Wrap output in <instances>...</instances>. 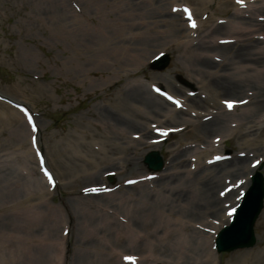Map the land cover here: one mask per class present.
<instances>
[{
  "label": "rangeland",
  "instance_id": "374dc122",
  "mask_svg": "<svg viewBox=\"0 0 264 264\" xmlns=\"http://www.w3.org/2000/svg\"><path fill=\"white\" fill-rule=\"evenodd\" d=\"M135 1H141L140 8L137 5L133 7ZM155 1L0 0V94L10 99L21 101L23 99L36 113V123L39 126L37 142L39 147L45 150V154V147L48 146L67 150L64 142L66 139L73 140L76 135L75 126L81 125L86 134L83 138L79 137L80 140L77 138L75 144H79L81 140L85 142L88 150L94 155L92 161L94 167L90 166V169L93 171L97 169L93 174H88L83 169L85 166H79V171H74L77 169L75 168L74 172L71 171L72 175L68 176V173L50 165L48 161V166L52 168L55 177L58 175L59 181L67 182L61 184L57 182L45 198H39L46 187L38 190L35 184L37 179L32 177V180L23 181L29 176H23L20 172L21 151L29 150L27 130L24 129L23 139L17 137L8 122L11 120L12 123L18 124L19 119L10 117L2 105L12 109L13 107L0 100V209H2L0 217L5 222L0 228H11L14 234L9 241H5L3 253L8 248L15 252L21 247L24 251L29 250L24 264H120V259L112 255V249L136 255L138 257L136 264H155V254L157 258L171 262L180 256L177 251L172 250V245L168 242L177 239V234H171L162 240L163 242L155 241L162 223L157 211L160 209L169 212L171 207L169 199L159 200L160 204H155L152 197L151 193L157 188L160 176L121 188L123 179L144 176L147 171L141 163V156L147 145L144 141L148 138L142 137L132 122L141 120L152 129V125L155 124L159 127L180 126L178 125L180 120L193 118L190 112L181 107L180 117H177L175 112L174 117H171L178 121L167 120L172 105L157 98L149 85L156 84L167 90L170 88L171 91L186 98L190 95L182 87L197 89L199 85L198 89L201 90L202 84L194 78L193 82L196 85L188 86L190 82L192 83L190 76L196 72L198 60L189 57L187 50L199 52L204 58H208V55L215 56L219 52L218 48L209 49L198 43L195 45L176 43V37L186 40L196 36L193 33L185 36L184 29L181 33L174 34L162 24L149 23V19L156 15V11L149 7ZM166 1L161 0L164 3V10L166 8L168 11L169 4ZM206 1L211 4V8L207 9L208 15L213 11L216 21L225 18L240 22V19L247 20L251 17L254 26L248 36L255 38V35L263 30L258 26H264V12L256 15L255 11L247 18L246 11L241 9L236 11L240 12L241 16L233 17L231 11L235 10L231 4L219 2L217 7V0ZM180 2L195 5L197 14L204 9L198 7V1L195 0ZM73 4L79 10L75 9ZM252 4L256 7L261 6L264 5V0H256ZM128 11L132 13L127 15ZM243 15L246 17L243 18ZM133 21L134 24L127 26ZM180 22L186 26L185 20ZM208 32L206 30L197 35L201 37ZM215 35L217 34L212 33L209 39L217 44L213 40ZM238 37L241 40L238 39L237 43L244 42L242 36ZM260 40L259 44L255 41L251 45L252 51L264 48V39ZM99 48L102 50H98ZM160 48L168 51L169 63L164 69H151L147 61L160 51ZM248 66L253 65L248 63ZM244 83L246 84L245 81ZM243 95L236 94L235 98H241ZM225 96L234 95L219 94V97ZM153 98L160 101L163 106L155 109ZM252 99L253 97L244 106L232 112L219 110V114L228 120H221L215 124L205 133L203 139L198 138L192 130H181L154 147L159 148L164 160V169L158 174L170 172L168 175L173 176L171 180H180L183 183L181 189H184L183 192L192 200L191 207L199 199L198 178L193 176V173L198 172L200 175L211 173L213 176L215 172L201 162H198V169L192 168L199 158L203 162L204 157L213 151L229 153L231 156H240V149L247 153L243 157L247 166L243 168L236 169L225 163L217 165L219 171L215 179L218 182L214 185L213 191L219 190L220 193L232 196L240 189L242 179L247 177V167H251L252 159L260 156L264 158V134L255 136V139L251 138L252 134L249 135L251 143L258 148L252 149L243 147L245 145L239 142L237 136L240 133H236V130L232 133L228 128L225 129L232 115L240 122V114L248 109L250 111ZM263 112L264 106L249 117L250 120H254L251 122L252 129L255 123L257 125L261 120ZM204 113L206 111L202 110L198 119L203 121V117L207 115H203ZM17 115L26 128L22 115ZM195 120L191 119L192 122ZM262 125L264 127V123ZM239 126L240 124L237 129ZM228 127L232 128L231 125ZM263 127L257 131H261ZM130 131H137L132 133V136L137 134L139 137L131 138V134L128 133ZM214 134L221 139L216 143L217 146L209 147L208 144ZM90 135H93L94 141ZM149 137L155 136L150 132ZM180 142L184 144L173 150ZM106 147L110 148L107 154L113 156L108 161L114 162L113 164L105 160ZM123 149L122 153H118ZM75 153L70 149V157L73 156L79 161L84 160L75 156ZM179 160L181 164L174 166ZM185 169L193 172L185 177L181 172ZM107 170L114 171L112 183H118L120 186L107 194L80 197L81 188L103 182L105 179L103 173ZM178 170L181 176L179 172L174 174ZM260 171L264 175V163ZM91 175L93 178L87 177ZM235 181H238V185L232 188L231 185ZM19 187H29L31 192H24ZM20 199L31 201L32 210L28 212L22 208L17 209L19 206L13 203ZM226 199H223L225 200L223 206L230 201ZM172 212L176 217L185 215L183 218L192 223L191 228L187 230L190 237L194 236L193 230L196 233L200 231L203 235L205 232L208 234L214 229L212 228L214 224L224 217V211L219 208V204L213 214L203 213L191 219L186 215L188 211L178 210L176 206ZM121 220H125L136 231L146 234L145 241L149 239L151 245H147V241L131 243L127 239L124 241L119 239L118 232L125 230H122V226L127 227ZM224 221L225 219L221 220L222 223ZM256 222L255 220L253 226L255 243L250 246L252 249L261 248L260 241L264 242V233ZM62 226L68 227L67 235H62ZM155 226H158L156 233ZM191 241L192 250L197 254H203V246H197L193 240ZM240 250L243 249L218 253L212 256L211 264H225ZM148 254L149 258H146L145 255ZM179 259L182 261L181 257ZM181 263L186 264L184 261ZM12 264L23 263L19 259L12 261Z\"/></svg>",
  "mask_w": 264,
  "mask_h": 264
},
{
  "label": "bare ground",
  "instance_id": "6f19581e",
  "mask_svg": "<svg viewBox=\"0 0 264 264\" xmlns=\"http://www.w3.org/2000/svg\"><path fill=\"white\" fill-rule=\"evenodd\" d=\"M160 0H158V3H151L150 8L156 11V15L152 18H150L149 23H153L155 25L162 24L164 27H167L170 31L174 32H181L183 30V26L180 23V14L179 13H172L167 12L166 9L164 11V7L162 6L163 3H159ZM198 1L199 5H203L204 8H209V3L206 2V0H195ZM250 2V0H248ZM218 5L220 3L222 4H233V0H217ZM220 2V3H219ZM135 5L139 6V2H134ZM247 3V2H246ZM252 6V4H248L249 6ZM219 7V6H217ZM247 9L249 10L250 16L254 11H257L255 14L261 15L262 12H264V6H253ZM193 15L197 16V14L194 12L195 7H192ZM132 12L128 11L126 12L127 15H130ZM201 14V13H200ZM210 17L203 16L202 20H198V29L204 32L208 28H210L212 25V15H209ZM233 17L240 16V13L233 12ZM249 16V15H247ZM246 17V16H245ZM215 17L213 18V20ZM231 19V18H230ZM251 17L247 20L240 19V22L237 21H230L227 20L223 25L222 24H216L213 27H211L212 33H219L217 34L214 39L217 38H230L231 43L229 44H219L216 45L213 42L210 41L209 37L211 36L210 33H207V35H203L205 39H203V47L213 49L218 48V52L220 56L219 61H214L208 58H204L199 52H194L192 50H187V54L189 57H192L194 59H197V68L196 72L192 74L190 77L193 79L196 78V80L200 81L202 83V87L206 90L208 95H205L208 99L205 98V100L199 99V98H190V104L196 108H205L209 100L213 101L216 100V97L219 98V94H229V95H236L240 91H243L242 89L244 86L249 87V90L253 89L254 91L250 92L249 94L253 95V102L249 109L246 111H243L240 120L241 127H239L236 131V133H240L237 138L239 139V142L244 144L246 147H250L252 149H258L257 146L254 143H251V138L255 139V136H260L264 134V127L261 129V131H257L254 129H250L249 125V117L252 116V114L258 112V110L264 106V55L262 54V51H252L250 48L251 44L255 41L252 37H249L248 34L252 32V26H254V22L251 21ZM148 23V22H147ZM131 24H134V21L127 24V26H130ZM262 27V31H260L259 34H264V26H258ZM242 36V40L244 42L236 45V36ZM178 38V37H177ZM176 38V39H177ZM231 44V46H229ZM227 45V47L225 46ZM97 48V47H96ZM98 50H102V48H99ZM212 58V57H211ZM244 62H249L253 64L254 66L251 67H245ZM228 69H231V71H227ZM249 70L250 72H246ZM235 73L241 74V76L237 77ZM194 76V77H193ZM243 78V79H242ZM243 81L246 82V84H243ZM244 92V91H243ZM157 97V96H156ZM158 98V97H157ZM154 99V98H153ZM222 99V98H221ZM228 99V98H224ZM234 99V98H230ZM155 100V99H154ZM164 102V101H163ZM163 106L160 101L155 100V109L158 107ZM6 112L10 117H14L19 119L18 115L13 109L6 108ZM177 113H180V111H177ZM155 114V110H154ZM152 114V115H154ZM219 120L217 121L216 118H213L208 121L204 122H193V128L192 131L195 135H198L199 138L203 139L205 136V133L212 129V127L217 124ZM117 123V122H116ZM133 125L138 128V131H141L143 133L145 132L144 125L141 120H134ZM9 127L12 129L13 132L16 133L17 136H22L23 128L18 123H12L11 120L8 122ZM237 127V126H236ZM235 127V128H236ZM76 135L72 139H67V142H64L65 148H57L54 146H48L47 152H48V158L50 160V163L53 165H56L59 170L62 169L64 173H68L70 175L71 171L78 167V165L83 166L85 163H79L77 159H74L70 157V148L74 147L76 151L85 153L87 158V161L90 166L91 159L90 158V152L86 148L85 142L82 141L79 144H75V140L79 137L83 138V136L86 134V131L83 129L81 125L75 126ZM136 132V131H131ZM252 134V137L245 136V133ZM94 139L93 135H90ZM243 137V138H241ZM94 141V140H93ZM74 145V146H73ZM76 146V147H75ZM73 149V148H72ZM108 148L104 152L105 160L107 163L113 164L114 162H109L108 159H111V157H108L107 155ZM88 155H87V154ZM91 157H94L92 154ZM31 162V160L29 159ZM225 163V165H232L233 167H236V169H239L240 167H244L245 160L244 158H234L227 161H222L219 163H215L213 165L206 166V168L212 169L214 172V175L212 176L211 173H207L205 175H200L198 172H194L193 176H196L198 178L197 185L199 187V199L198 201L194 202L193 206L191 207V201L190 198H188V195L183 192L184 189H181V185L183 184L180 180H171L173 176L169 175H163L160 176V180L157 184V188L153 190L152 197L155 199V204H160L159 200L166 201L169 199L171 202H169V212H163L162 210H158V216L161 218L162 226H161V232L163 233L160 235L159 239H155V241L164 239L168 237L170 234L174 233L175 231H178V238L177 240H172V250H177L180 253V257H184V262L186 264H190L191 262L195 264H202V263H209V260L206 258L208 254H197L192 250L191 247V240L194 241V243L199 245H205L207 244L205 241L210 240L211 236L205 240L204 235L200 232L193 230L194 236L190 237L189 234H187V231L185 234L182 233V231L186 228H188L191 223H189V220L182 221L179 217H172V210L174 209V206H176V209L182 210V211H188L186 215H189L188 217H199L203 213L204 214H213L218 209V204L220 203V200L215 196V193L213 191L214 185L218 182L215 177L216 173L219 171L217 168L219 164ZM181 164V160L176 162L174 166H179ZM94 167V166H92ZM212 167V168H211ZM29 172H33L32 166L29 165ZM87 173H93L94 171L91 169L86 168ZM179 171H176L174 174L178 173ZM179 174V173H178ZM180 175V174H179ZM264 178V177H263ZM246 184V182H245ZM264 184V180H263ZM24 192H31L29 187H19ZM44 194V193H43ZM17 204L22 205L23 207L26 206L27 208H31L30 204L25 203L23 200H17ZM173 206H172V204ZM232 204H230L231 206ZM182 217H186L185 215ZM176 225L174 228H169V225ZM258 227L262 229L264 233V198H263V206L259 213V220H258ZM191 228V227H189ZM217 228V227H216ZM128 234L131 235V237L138 236L137 232L132 229V227H129L127 229ZM155 232H157V228H155ZM129 235V236H130ZM14 236L13 231L11 228L1 229L0 228V264H12V261L19 260L24 264L25 257L30 253L29 250L24 251V248H20L19 251H11L10 248L7 249L5 253V241H9ZM128 236V237H129ZM203 236V239H202ZM17 236H15L16 238ZM3 238V239H2ZM118 238L122 239L123 235L122 233H118ZM161 238V239H160ZM261 248L259 249H244L240 252L236 253L232 260L229 262H226L225 264H264V242L260 241ZM208 248V244H207ZM115 252V251H114ZM115 255H118L117 252H115ZM209 257V256H208ZM210 258V257H209ZM158 260V259H155Z\"/></svg>",
  "mask_w": 264,
  "mask_h": 264
},
{
  "label": "water",
  "instance_id": "95a60500",
  "mask_svg": "<svg viewBox=\"0 0 264 264\" xmlns=\"http://www.w3.org/2000/svg\"><path fill=\"white\" fill-rule=\"evenodd\" d=\"M244 206V205H243ZM240 213V212H239ZM241 214L245 216L246 212L245 211H241ZM239 215V214H238ZM249 220V217L246 219V221H244V225L241 226V219L240 218H236L233 226L225 231H223V233L220 235L219 240L222 241L223 238H228L229 237V241L231 242H236V241H243L247 238V233L249 232V227L247 224V221ZM237 227V228H235ZM238 229L236 231V233L230 237L229 234L231 233V231H233ZM234 245V244H232Z\"/></svg>",
  "mask_w": 264,
  "mask_h": 264
},
{
  "label": "snow or ice",
  "instance_id": "6c2138e0",
  "mask_svg": "<svg viewBox=\"0 0 264 264\" xmlns=\"http://www.w3.org/2000/svg\"><path fill=\"white\" fill-rule=\"evenodd\" d=\"M238 2H239V3H243V0H238ZM185 11L188 12L187 9H185ZM189 19H191V14H190V12H189ZM191 27H193V28L196 27V24H195L194 21L192 22ZM157 91H158V90H157ZM169 99L171 100L172 98L169 97ZM176 103L178 104L179 102L177 101ZM225 104H226V106H227L229 109H231V108L234 107V102H232V101H225ZM25 114L27 115V110H25ZM28 120H29V123H32V117H31V115H28ZM33 130L35 131V126H33ZM165 134H166V133H165ZM217 159H219V157H218ZM45 175L48 176L49 182L52 183V182H53V178H52L51 174H50L49 172H47V170H45ZM130 183H131V181H130ZM93 191H96V189H93ZM222 195H223V193H222ZM234 212H235V209H232V211H230V212L228 213V215H229V216H232ZM126 259L129 260V261H133V260H134L133 257H126Z\"/></svg>",
  "mask_w": 264,
  "mask_h": 264
}]
</instances>
